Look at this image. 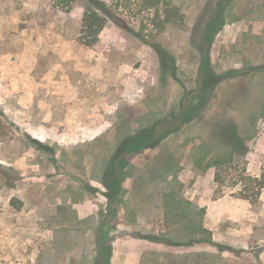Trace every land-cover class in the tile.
Returning <instances> with one entry per match:
<instances>
[{
  "label": "rangeland",
  "instance_id": "374dc122",
  "mask_svg": "<svg viewBox=\"0 0 264 264\" xmlns=\"http://www.w3.org/2000/svg\"><path fill=\"white\" fill-rule=\"evenodd\" d=\"M163 1L184 16L156 38L181 82L163 77L144 40L157 33L146 0H0V264H94L108 162L126 137L168 118L184 86L196 88L222 0ZM95 5L110 18L88 47L79 37ZM223 15L213 70L241 72L199 119L131 160L109 233L112 264H264V192L257 201L235 195L242 175L264 172V0H230ZM232 133L239 150L218 183L217 169L197 162L229 150ZM172 193L206 209L215 245L147 238L184 234L167 211Z\"/></svg>",
  "mask_w": 264,
  "mask_h": 264
},
{
  "label": "trees",
  "instance_id": "16d2710c",
  "mask_svg": "<svg viewBox=\"0 0 264 264\" xmlns=\"http://www.w3.org/2000/svg\"><path fill=\"white\" fill-rule=\"evenodd\" d=\"M146 2L148 6L156 8L152 24L157 33L150 35L147 39L144 38V40L147 43L152 41V47L160 59L163 77L171 75L181 82L177 78V61L174 55L162 44L156 42V38L165 33L170 26H182L184 16L177 7L164 3L163 0H146ZM229 3L230 0L221 1L215 18L206 30L207 35L204 43L206 46H202L200 50L201 63L196 88L188 91L181 83L185 90L175 111L168 118L160 119L150 127L126 137L110 158L102 179L106 189L104 192L106 206L100 225L97 228L94 264H112L114 239L109 236V233L113 228L111 224L117 218L123 204L124 182L127 178V169L131 166V160L148 149L160 146L168 136L180 132L183 127L199 119L213 100L217 87L226 79L237 76L241 72L235 70L218 74L213 70L211 63L210 47L216 35L224 26L223 13L225 6ZM162 4H164L163 9L160 8ZM109 18V14L102 5H95V7L87 10L82 20L80 42L88 47L95 46ZM229 135L227 134L231 147L229 150L212 157L204 156L197 162V166L203 171L211 168L217 169L215 180L218 183H224L221 172L235 163L237 151L239 150V147L235 145L236 140L233 139L232 141L233 133L232 136ZM225 138L224 136V140ZM241 181L243 188L239 189L235 195L243 200L257 201L264 192V172L260 176L242 175ZM178 197L175 193H172L165 197V202L168 213L173 218L184 221V224H182L184 233L182 237L173 239L172 237L161 238L154 235L147 238L153 242L164 243L169 246L215 245L212 232L204 224L206 209L199 208L190 201L179 200ZM180 220L179 222H181Z\"/></svg>",
  "mask_w": 264,
  "mask_h": 264
}]
</instances>
